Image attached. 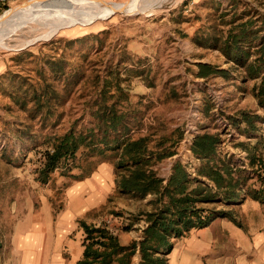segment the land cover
I'll use <instances>...</instances> for the list:
<instances>
[{"label": "rangeland", "instance_id": "rangeland-1", "mask_svg": "<svg viewBox=\"0 0 264 264\" xmlns=\"http://www.w3.org/2000/svg\"><path fill=\"white\" fill-rule=\"evenodd\" d=\"M26 1L10 0L0 15ZM242 21L264 30V0H177L147 13L119 12L50 38L44 37L47 29H26L7 39V48L0 46V264H78L86 237L82 222L107 227L124 245L143 240L148 214L160 204L156 195L138 199L119 193L116 153L82 148L62 161L47 183L39 179L56 139L96 128L101 104L117 105L116 111L129 117L135 139L154 133L151 145L161 137L176 142L177 154L152 168L165 185L178 161L196 176L201 162L191 146L197 135H220L218 159L232 163L235 179L242 177L240 203L204 207L230 211L249 224L241 214L253 201L251 191L258 192L263 201H255L259 206L251 217L264 228V109L255 97L258 82L244 79V68L223 52L230 29ZM200 65L212 67L206 77L200 76ZM242 113L252 125L243 122ZM101 166L110 169L113 180L106 200L72 217L71 203L77 207L83 198L72 202L70 190ZM212 236L211 256L199 264H230L231 249L217 229L204 238ZM190 237L175 241L170 264H176V252L188 251ZM133 261L140 263V251Z\"/></svg>", "mask_w": 264, "mask_h": 264}, {"label": "trees", "instance_id": "trees-1", "mask_svg": "<svg viewBox=\"0 0 264 264\" xmlns=\"http://www.w3.org/2000/svg\"><path fill=\"white\" fill-rule=\"evenodd\" d=\"M253 23L235 24L229 31L223 52L230 61L244 68V79L258 82L254 87L255 97L264 109V30L254 29ZM200 67L202 77H206V70L212 69L210 65ZM99 107L95 117L98 129L94 127L79 134L70 131L58 137L53 148L44 155L39 179L47 183L61 162L69 161L82 148L100 154L113 152L117 155L115 175L119 193L138 199L156 195L160 206L156 212L148 214L149 226L139 243L134 240L124 245L107 227L82 222L86 237L83 258L78 264H134L138 251L141 254L139 264H170L169 256L175 241L187 238L195 230L207 228L221 217L241 225L230 211L215 209L208 212L204 207L240 203L242 190L238 188L242 177L235 179L232 163L218 159L220 135L208 132L197 135L191 146L193 155L201 162L196 176L178 161L165 185L152 168L177 154L176 142L161 137L156 140V145H151L154 133L135 139L132 121L125 113L116 111L117 105L108 108L101 104ZM242 115L243 122L253 124L248 113ZM168 141L171 145L165 147ZM250 194L253 201H263L258 192L251 191Z\"/></svg>", "mask_w": 264, "mask_h": 264}, {"label": "crops", "instance_id": "crops-1", "mask_svg": "<svg viewBox=\"0 0 264 264\" xmlns=\"http://www.w3.org/2000/svg\"><path fill=\"white\" fill-rule=\"evenodd\" d=\"M112 174L107 166H101L92 178L79 182L70 190L71 201L74 202L82 195L81 202L70 205L68 214L77 217L90 209L102 204L112 187ZM81 198V197H80ZM258 203L248 201L244 204L242 216L250 218L249 224L237 225L229 220H216L206 229H199L188 238V251L176 252V264H199L211 256L209 250L212 246V238H204L207 232L222 236L223 245L229 246L228 262L230 264H264V228L258 229L256 220L251 217L258 208ZM253 220V221H252ZM253 223V224H252ZM213 232V233H212Z\"/></svg>", "mask_w": 264, "mask_h": 264}, {"label": "bare ground", "instance_id": "bare-ground-1", "mask_svg": "<svg viewBox=\"0 0 264 264\" xmlns=\"http://www.w3.org/2000/svg\"><path fill=\"white\" fill-rule=\"evenodd\" d=\"M176 1L127 0L110 3L103 0H28L0 15V46L7 48L6 40L26 29L31 32L47 29L48 32L44 37L50 38L64 29L87 27L98 20L113 17L119 12L147 13L159 7L172 6ZM29 227L31 228L30 225ZM28 240L29 236H26L22 239V243Z\"/></svg>", "mask_w": 264, "mask_h": 264}, {"label": "built area", "instance_id": "built-area-1", "mask_svg": "<svg viewBox=\"0 0 264 264\" xmlns=\"http://www.w3.org/2000/svg\"><path fill=\"white\" fill-rule=\"evenodd\" d=\"M10 0H0V9L6 7Z\"/></svg>", "mask_w": 264, "mask_h": 264}]
</instances>
